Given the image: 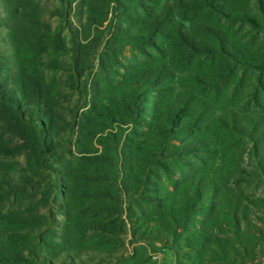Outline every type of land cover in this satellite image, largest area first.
<instances>
[{
    "label": "rangeland",
    "instance_id": "rangeland-1",
    "mask_svg": "<svg viewBox=\"0 0 264 264\" xmlns=\"http://www.w3.org/2000/svg\"><path fill=\"white\" fill-rule=\"evenodd\" d=\"M17 1L15 6L25 2L28 12L38 11V22L49 33H59L65 45L62 50L39 54L32 37H22V20L11 22L13 32L0 28V36L7 40L0 44V69L7 75V87L17 84L19 69L36 71L45 93L40 101L29 94L25 114L32 113L37 104L38 118L52 117V135L59 134L62 143L69 142L72 148L80 143L106 155L115 165L100 171L105 185H85L80 161L70 156L55 166L61 173L57 177L49 163L35 170L27 153L0 156L2 170L28 182L39 181L19 206L25 215H44L45 229L53 233L47 234L38 255L52 261L67 258L63 264H264V72L239 71L214 96L210 90L199 89L208 107L204 134L179 135L168 149L204 137L208 141L205 151L182 159L161 158L164 167L152 166L139 175L133 147L147 131L141 116L118 128L104 115L118 112L107 98L120 93L129 72L149 63L148 55L155 56L151 49L145 55L137 47L115 44L119 35L146 18L139 2ZM6 12L0 2L1 19ZM9 33H16L14 40ZM252 33L236 29L232 34L256 55L264 56L261 42L250 39ZM86 38L96 42L94 49L82 48ZM54 62L58 69H44ZM143 91L140 104L144 97L155 100L149 89ZM144 119L152 120L151 108ZM221 119L228 122V128L220 126ZM97 133L107 140L100 143ZM18 135L19 130L0 115V145L10 149L24 145ZM91 173L97 174L92 169ZM196 180L200 181L199 202L205 206L193 208L180 228L160 227L164 205L182 201ZM212 190L216 203L210 206ZM98 191H105L106 200L91 198Z\"/></svg>",
    "mask_w": 264,
    "mask_h": 264
},
{
    "label": "trees",
    "instance_id": "trees-1",
    "mask_svg": "<svg viewBox=\"0 0 264 264\" xmlns=\"http://www.w3.org/2000/svg\"><path fill=\"white\" fill-rule=\"evenodd\" d=\"M130 1L139 2L146 18L136 22L131 31L119 35L115 44L137 47L145 55L146 49H151L155 56L148 55L149 63L138 66L132 74L129 72L120 93L107 98L109 103L117 106L118 112L109 111L104 115L118 128L135 123V119L141 116L147 131L136 141L133 154L138 174L143 175L152 166L164 167L161 158L182 159L205 151L208 141L204 137L193 138L168 149L179 135L193 131L204 134V129L209 124L205 117L208 107L201 98L199 89L210 90L214 96L239 71L264 72V56L256 55L232 34L236 29L242 34L253 32L250 39L260 41L259 46L264 48V0ZM0 2L6 5L7 11L5 17L0 18V28L13 32L15 27H11V22L15 21L17 24L18 20H22L25 29L21 33L22 37L31 36L33 48L39 54L64 49L65 42L60 39V34L49 33L50 29L38 22V11L28 12L25 2L15 6L17 0ZM19 7L22 8L20 11ZM128 20L133 21L132 18ZM36 23L39 26H34ZM9 34V38L14 40L16 33ZM6 41L0 36V44ZM80 45H83V49H94L97 44L86 38ZM13 49L19 53L16 47ZM57 66L55 62L48 63L44 69L55 71ZM6 80V73L1 71L0 115L4 121L19 130L18 136L24 145L14 149L0 145V156L11 157L27 153L35 170L49 163V170L56 177L61 173L55 166L70 156L80 161L79 166L83 171L81 181L85 185H105L107 182L100 171L115 166L112 161H108L106 155L98 154V151L80 143L74 148L69 142L62 143L59 134L52 135V117L38 118L37 104H33L32 113L25 114L29 94H35L40 101L45 93L36 71L19 69L16 75L18 82L12 87H7ZM143 88L149 89L155 100L144 97L140 104L142 94L145 93ZM41 103L44 102L39 104ZM43 108L47 106L43 104ZM148 108H151L150 121L144 119ZM48 112L47 109L46 113ZM220 122V126L228 128L229 124L225 119ZM97 135L100 143L107 140L101 133ZM110 137H113L111 133ZM114 138L115 141L117 136ZM91 169L97 174H92ZM199 182L196 180L189 184L182 201H170L164 205L159 213L160 227L180 228L193 208L201 209L203 204L199 202ZM38 184L36 178L28 182L25 178L12 176L0 168V264L67 262V258L52 261L38 255V249L43 248L47 242V234L53 235L45 229L47 218L41 214L25 215L20 211L23 196L38 187ZM91 198L104 201L107 196L105 191H98L91 194ZM208 199L210 206L215 205L213 190ZM232 220L237 223L234 215ZM202 237L210 239L206 235Z\"/></svg>",
    "mask_w": 264,
    "mask_h": 264
}]
</instances>
